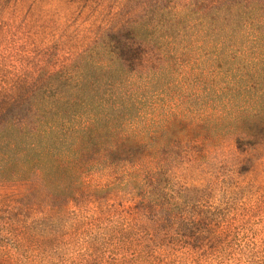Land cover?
<instances>
[{"label": "trees", "instance_id": "16d2710c", "mask_svg": "<svg viewBox=\"0 0 264 264\" xmlns=\"http://www.w3.org/2000/svg\"><path fill=\"white\" fill-rule=\"evenodd\" d=\"M144 47L160 64L139 70ZM22 104L31 114L25 123H0V182L35 180L75 207L130 194L131 240H170L181 221H194L171 166L228 135L264 138V3L155 4L102 35ZM106 230L89 249L112 236ZM123 239L115 241L121 248Z\"/></svg>", "mask_w": 264, "mask_h": 264}, {"label": "rangeland", "instance_id": "374dc122", "mask_svg": "<svg viewBox=\"0 0 264 264\" xmlns=\"http://www.w3.org/2000/svg\"><path fill=\"white\" fill-rule=\"evenodd\" d=\"M191 1L0 0V123H25L31 114L22 101L105 33L122 30L155 4ZM219 1L200 0L203 6ZM136 64L146 70L160 60L144 47ZM241 138L228 135L171 166L174 189L194 221H181L170 240H131L137 221L130 194L75 207L55 201L35 180L0 182V258L19 264H264V138ZM89 218L99 222L91 227ZM105 229L112 236L99 250L89 249V240ZM123 235L121 248L115 241Z\"/></svg>", "mask_w": 264, "mask_h": 264}]
</instances>
